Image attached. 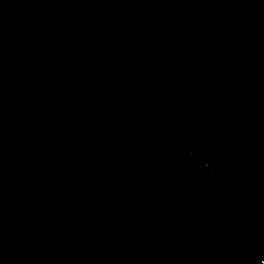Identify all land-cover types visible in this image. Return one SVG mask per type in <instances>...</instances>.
<instances>
[{
    "label": "water",
    "instance_id": "1",
    "mask_svg": "<svg viewBox=\"0 0 264 264\" xmlns=\"http://www.w3.org/2000/svg\"><path fill=\"white\" fill-rule=\"evenodd\" d=\"M0 264H264V0H0Z\"/></svg>",
    "mask_w": 264,
    "mask_h": 264
}]
</instances>
